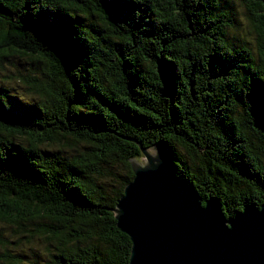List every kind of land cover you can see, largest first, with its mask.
I'll list each match as a JSON object with an SVG mask.
<instances>
[{
  "label": "trees",
  "instance_id": "trees-1",
  "mask_svg": "<svg viewBox=\"0 0 264 264\" xmlns=\"http://www.w3.org/2000/svg\"><path fill=\"white\" fill-rule=\"evenodd\" d=\"M242 1L256 52L223 0H0V64L36 94L0 83V264H128L113 209L158 141L226 217L264 204V0Z\"/></svg>",
  "mask_w": 264,
  "mask_h": 264
},
{
  "label": "water",
  "instance_id": "water-1",
  "mask_svg": "<svg viewBox=\"0 0 264 264\" xmlns=\"http://www.w3.org/2000/svg\"><path fill=\"white\" fill-rule=\"evenodd\" d=\"M142 151L113 209L132 241L128 264H264V204L228 218L176 176L162 143Z\"/></svg>",
  "mask_w": 264,
  "mask_h": 264
},
{
  "label": "rangeland",
  "instance_id": "rangeland-1",
  "mask_svg": "<svg viewBox=\"0 0 264 264\" xmlns=\"http://www.w3.org/2000/svg\"><path fill=\"white\" fill-rule=\"evenodd\" d=\"M225 4H232L236 10L238 11V18L240 20V25L237 29H234L232 31V36L243 38L245 40H248L251 44L252 49L254 52L257 51L258 47V41H257V35L253 31V28L250 24V21L247 17L246 13V6L244 5L242 0H223ZM21 59L17 57H12L9 59H6L4 62L0 64V83L7 85L14 89V91L18 92L20 95L27 97V99H32L36 94H33L32 92L28 91V89H25L23 86V81L16 76V73L14 72L16 67L20 66ZM23 64V61L22 63ZM15 94V93H14ZM150 153H153L152 149L149 150ZM140 160V163H143L148 161V158L143 155L142 157L137 158ZM0 229H2L3 238L5 236L11 235V231L8 229V226L3 225L0 223ZM10 247L16 251L20 250V247L15 246V244H10Z\"/></svg>",
  "mask_w": 264,
  "mask_h": 264
}]
</instances>
